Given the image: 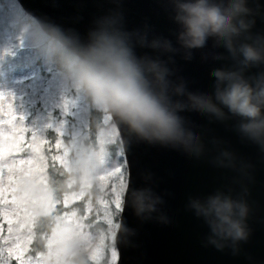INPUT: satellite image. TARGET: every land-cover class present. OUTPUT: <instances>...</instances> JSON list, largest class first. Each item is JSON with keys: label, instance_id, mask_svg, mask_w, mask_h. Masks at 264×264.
Here are the masks:
<instances>
[{"label": "clouds", "instance_id": "clouds-1", "mask_svg": "<svg viewBox=\"0 0 264 264\" xmlns=\"http://www.w3.org/2000/svg\"><path fill=\"white\" fill-rule=\"evenodd\" d=\"M167 4L169 18L176 25V43L185 58L191 57L192 50L215 41L227 53V57L217 58L230 61L213 69L211 92L187 91L182 84L172 88L175 95L186 96L184 102L173 101L168 95L165 63L138 58L119 32L101 30L89 45L81 47L58 27L42 23L22 8L15 12L13 24L18 36L54 66L91 107L109 112L149 142L202 152L199 134L179 115L198 110L220 118L226 112L239 118V131L264 149V31H253L257 18L264 20V5L260 0H167ZM148 46L164 52L177 50L166 38L154 39ZM105 141L104 134L97 131L94 139L86 136L71 142L72 175L77 182L81 176L94 177L102 170L107 156ZM159 201L150 188L135 187L131 174L118 215L122 218L125 207L136 215L151 212ZM190 207L208 227V244L239 254L240 243L249 239L251 231L247 200L217 191L192 199ZM249 264L258 262L249 257Z\"/></svg>", "mask_w": 264, "mask_h": 264}, {"label": "water", "instance_id": "water-1", "mask_svg": "<svg viewBox=\"0 0 264 264\" xmlns=\"http://www.w3.org/2000/svg\"><path fill=\"white\" fill-rule=\"evenodd\" d=\"M18 1L27 13L58 27L81 47L89 45L101 30L119 32L138 58L165 63L168 95L173 101L187 99L172 92L181 84L187 91L211 92L213 69L230 63L217 58L227 53L215 41L185 58L176 43V25L169 18L167 0ZM260 3L264 5V0ZM253 31H264V20L257 18ZM164 38L177 50L164 52L148 46ZM179 115L199 134L202 152L149 142L112 115L123 133V149L132 145L127 157L131 165L128 181L132 174L135 187L150 188L160 197L151 212L136 215L130 207L124 208L115 243L123 241L125 248L117 246V264H249V257L264 264V149L247 139L239 131V118L227 112L223 118L198 110ZM217 191L245 199L250 206V236L240 243L237 255L230 248L221 251L208 244V227L190 207L192 199Z\"/></svg>", "mask_w": 264, "mask_h": 264}, {"label": "rangeland", "instance_id": "rangeland-1", "mask_svg": "<svg viewBox=\"0 0 264 264\" xmlns=\"http://www.w3.org/2000/svg\"><path fill=\"white\" fill-rule=\"evenodd\" d=\"M21 8L17 0H0V97L5 98L0 100V185L8 183L9 173L4 167L5 164L12 165L20 160L36 159L38 156L44 158L47 168L49 160L53 157H64L63 163L59 160L54 161L67 171H72L71 142H79L86 136L92 139L90 112L93 107L62 80L54 66L45 63L27 41L18 36L13 16ZM9 106L12 109H9ZM5 110H12L13 116L16 117L14 122H8L10 117L5 114ZM103 112V125L99 131L106 137L104 146L107 156L102 170L94 177L81 176L77 189L65 194L64 199L69 197V204L66 207L63 204L62 206L68 210H61V214L55 217L46 250L32 255L31 244L26 246L24 257L31 260L32 264H37V261L39 264H75L71 257L80 249L91 259L90 249H94L100 243L101 236L105 237L106 246L113 244V241L108 239L110 229L106 225L98 227L97 219L109 218L105 206L101 204V200L105 198L102 187L109 193L107 198L111 199L110 186L118 184L119 178L112 176L106 185H102L99 176L117 166L116 159L113 158L109 167L107 157L118 148L123 150V146L118 135L113 136L118 128L112 115L107 111ZM18 129L22 130L19 134L23 136V148L19 152L9 147L11 138L18 134ZM5 137H9L8 143L5 142ZM57 141L60 142V147L56 146ZM29 145H36L39 151H34ZM18 176L20 178L18 200L24 204L25 196H31L34 203H27L24 206L30 216L34 217L35 223L39 216L54 212L50 206L58 201L53 197L48 179L38 185L31 176L21 174ZM124 179L128 181V169L124 172ZM68 183L71 187L76 185L77 180L71 178ZM73 193L80 194L81 199H72ZM76 203H80V206ZM2 207L0 205V208ZM107 207L110 211L114 210V205L109 204ZM81 209L83 211L79 214ZM86 215L88 219L84 220ZM116 217L117 214L113 224L117 231L119 219L116 220ZM20 220L25 225L30 223V217H25L23 212L20 214ZM0 227L3 228V236H8L7 226L3 221H0ZM14 229L13 239L7 245L0 240V247H9L15 242V236L28 234L27 227H21L20 224L14 225ZM113 239L115 242V235ZM116 251L118 253L117 248ZM104 256L110 258L107 251ZM9 264H19V261L12 259Z\"/></svg>", "mask_w": 264, "mask_h": 264}, {"label": "snow or ice", "instance_id": "snow-or-ice-1", "mask_svg": "<svg viewBox=\"0 0 264 264\" xmlns=\"http://www.w3.org/2000/svg\"><path fill=\"white\" fill-rule=\"evenodd\" d=\"M5 98L0 97V100ZM9 109H12L9 106ZM5 114L10 117L9 123H12L16 120V117L13 116L12 110H5ZM22 119V118H21ZM118 131L113 135L119 137V142L123 139V133L120 131L119 127ZM22 130H17V135L11 138V142L9 143L10 148H15L17 152L21 151L23 148V136L19 133ZM5 142H9V137H5ZM115 143V142H114ZM57 147H60V142L57 141ZM131 144H129L126 148L121 150L120 148L116 149L111 153V156L107 157V164L109 167L112 165V159H116V165L112 168L111 171L106 172L104 175L99 176V180L102 185L107 184V180L116 176L119 178V183L112 184L110 186V195L111 199H108L109 193L102 187V191H105V198L101 200V204L105 206V211L107 213L108 219H100L97 221L98 224L106 225L110 231L108 233V239L113 241L112 245H105V237H100V243L94 248L90 249L91 251V259L96 262V264H100L102 260H105L104 253L107 251L109 253L110 258L105 261V264H116L118 253L116 251L117 246L120 249H124L125 246L121 243L114 242V235L118 236L119 233L116 231L115 225L113 221L115 219L116 214L119 212L123 205L121 204V197L124 189L129 181L124 179V172L131 168V165L127 163V157H129V153L131 150ZM32 147L34 151L38 152L39 149L36 145H29ZM53 160H59L61 163L64 161V157L56 156L53 157ZM4 167L7 168L9 173L8 183L0 185V205L3 207L0 208V221H3V224L7 226L8 236H3V228L0 227V240H3V243L7 245L10 240L13 239V233L15 231L14 225L20 224L21 227H27L28 234L27 236L17 235L15 236V242L11 244L9 247H0V256H2V262L0 264H9V261L15 259L19 261V264H32L31 260H27L24 257V251L27 245L34 244L36 239L37 227L35 226L34 217L30 216L27 208L24 204L34 203L31 196L26 195L24 204H22L18 200V189L20 186V178L18 174L28 175L33 178L34 182H38V185L43 184L49 177L46 169L47 165L44 163V158L42 156H38L36 159H28V160H20L18 163H14L12 165L5 164ZM72 199L80 200V194L73 193ZM63 204L65 207L69 204V197H66L63 200L55 202L54 205L50 206L51 210H53L56 214H59L57 211V206ZM114 205V210H108V205ZM89 211V210H88ZM24 213L25 217H30V223L22 224L20 220V214ZM97 215H100L97 213ZM84 220L88 219L86 215ZM90 235V234H89ZM6 253V255H5ZM39 264V261H37Z\"/></svg>", "mask_w": 264, "mask_h": 264}, {"label": "trees", "instance_id": "trees-1", "mask_svg": "<svg viewBox=\"0 0 264 264\" xmlns=\"http://www.w3.org/2000/svg\"><path fill=\"white\" fill-rule=\"evenodd\" d=\"M103 118H104L103 111L98 110L96 108L91 109L90 131H91L92 139L95 138L97 131H99V128L103 125V122H102ZM47 173L49 175L48 177L49 187L52 191V194L55 200L57 201L63 200L65 194H67L71 190L77 189V184L79 181L76 183V185L74 186L71 185V187L69 186V183H68L71 178H75L72 175V171H67L65 168L58 165L53 159L49 160ZM79 204L80 203H76V205H79ZM61 210L66 211L68 209L63 208L62 204L58 205L57 211L59 212V214L52 212L47 215H41L36 220V223H35V226L37 227L36 239L34 241V244H31V250H30L32 255H37L46 250L47 239L53 230V226L55 224V217L61 214ZM82 211L83 210L81 209L79 214H81ZM118 219H119V215L117 213L116 220ZM98 220L99 219H97V221ZM97 226L100 227V226H105V225L97 223ZM71 259L75 264H78V262L79 264H96V262L91 260L89 255L83 252L82 249L78 251L76 250L74 252V255H72ZM106 260H107V257L105 258V260L101 261L100 264H105Z\"/></svg>", "mask_w": 264, "mask_h": 264}]
</instances>
